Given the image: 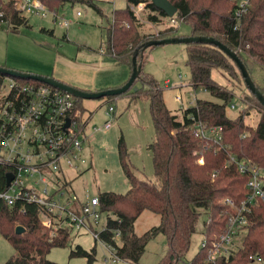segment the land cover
Masks as SVG:
<instances>
[{
  "label": "trees",
  "instance_id": "obj_1",
  "mask_svg": "<svg viewBox=\"0 0 264 264\" xmlns=\"http://www.w3.org/2000/svg\"><path fill=\"white\" fill-rule=\"evenodd\" d=\"M39 1L56 15L66 4L80 2L94 8L101 18L105 16L103 9L89 0ZM150 1L126 0V8L114 10L113 21L105 27L107 41L98 53L112 57L118 65L128 67L131 77L133 57L140 50L137 63L143 65V70L133 87L120 96H128L131 104L138 101L149 104L155 138L148 146V151L152 156L156 181H146L136 175L126 141L121 135L119 157L130 189L122 195L107 192L98 196L102 212L113 217L108 214L107 229L102 232V239L116 249L123 262L140 264L148 244L158 235H163L167 239L168 249L158 264H213L207 260L208 252L203 247L191 260L186 258L192 237L197 232L203 210L209 215V221L205 223V240L209 248L214 247L228 231L231 216L247 200L250 176L242 174L237 163L248 161L264 169V106L250 92L244 102L262 113L257 126L246 123L244 109L239 111L237 118L231 119L227 107L232 104L236 94L228 86L219 84L212 77V71L216 69L224 74L234 72L236 68L241 77L240 70L219 48L194 42L186 45L191 87L194 91L202 89L211 93L221 103L197 100L195 106L183 108L181 116L170 110L157 80L144 71L153 47L145 52L142 48L151 40L187 36L178 34V27L171 25L165 12ZM169 2L178 10L172 19L189 24L191 36L213 37L221 41L241 58L250 77L256 65L264 70V0H251L248 13L239 21L235 15L240 0ZM226 4L230 5L227 9ZM139 6H145L142 15L146 22L136 12ZM0 14V27L28 25V19L14 8L13 0H0ZM147 23L162 28L147 30ZM0 67L8 69L1 64ZM6 78L12 77L0 72V93ZM15 79L21 83H44L32 79ZM252 79L264 94L263 88L254 77ZM120 96L105 99L107 103L114 104V100ZM82 100L78 98V108L85 114ZM239 101L244 103L242 99ZM197 123L208 128H221L222 140L214 136L204 138L196 135ZM10 170L9 166L0 164V193L7 189V174ZM229 200L233 204H228ZM255 207L243 247L229 257L220 258L216 264H253L251 256L264 260V204ZM146 211L160 216V223L138 236L135 225L139 216ZM18 226L23 227L24 232L16 234ZM118 233L121 235L119 241L116 240ZM0 236L16 251V255L5 264H57L48 258L52 249L69 248L72 243L68 227L44 226L40 206L23 200H17L14 206L0 200ZM70 249V259L83 258L86 264L96 261V246L91 251L80 245Z\"/></svg>",
  "mask_w": 264,
  "mask_h": 264
},
{
  "label": "rangeland",
  "instance_id": "obj_2",
  "mask_svg": "<svg viewBox=\"0 0 264 264\" xmlns=\"http://www.w3.org/2000/svg\"><path fill=\"white\" fill-rule=\"evenodd\" d=\"M89 1L99 5L105 16L101 18L94 8L88 4L77 2L72 5L68 3L60 9L57 22L52 15L41 18L27 13L23 15L28 19L27 26L0 27V64L11 70L47 76L45 72L42 73L38 70L46 68L51 71L58 57L73 60L79 51H85L88 48L99 52L103 43L107 41L105 27L113 21L112 12L124 9L127 5L126 0ZM228 5L226 4L225 9L228 8ZM144 8L145 6H140L136 8V12L146 22L142 15ZM78 13L82 14L81 18L78 17ZM64 20L71 22L69 27L61 26L60 22ZM171 25L173 24L171 23ZM174 26L178 27V34L187 37L192 35L189 24L176 21ZM145 28L155 31L161 29L162 26L157 27L147 23ZM145 65L144 71L157 80L168 108L175 114L181 116L182 109L195 106L197 100L221 103V100L211 93L202 89L194 91L191 87V70L187 64L185 44L153 47L149 61ZM212 77L219 84L228 86L234 91L236 98L232 104L236 106H240L239 100L242 99L244 102V98L250 93L236 68H234V72L230 71L224 74L214 69ZM252 77L264 91V70L256 65L253 68ZM168 81H170L169 86L166 85ZM3 94L4 91L0 95V100ZM178 97H181L179 102L175 101ZM114 102V105H117L116 116L108 117L105 113L106 99L82 100V105L86 110L84 120L88 123L86 134L89 139L85 140L82 136V142H84L82 159L75 170L68 169L66 171L68 182H70V186H68L70 195H76L81 200L92 199L107 192L122 195L129 191L130 187L119 157L118 147L121 135L126 141L128 155L136 175L146 181H156L152 156L148 151V146L155 138V126L148 103L138 101L131 104L128 96H120ZM227 108L231 119L238 117V109L231 108V104ZM244 110L246 123L256 127L262 115L260 110L251 107L249 103H245ZM114 117L111 129L93 133L94 126H102L107 119H114ZM208 221L209 215L201 210V217L196 227L197 232L192 237L191 248L186 256L188 260L195 257L203 246L205 223ZM159 223L160 216L147 211L143 212L135 225V232L138 236L143 235L154 226H158ZM246 233L247 231L236 237L233 244L235 250L243 246L242 242ZM95 242L88 233L77 234L74 232L70 247L74 248L80 245L91 251L96 246L97 257L94 264H107L106 261L111 258V252L101 244L97 243L96 245ZM70 247L54 248L48 258L57 264H86L83 258L70 259ZM167 249L166 237L158 235L148 244L140 264H158ZM15 255L16 251L12 245L3 236H0V264H5ZM117 264L132 263L122 261Z\"/></svg>",
  "mask_w": 264,
  "mask_h": 264
},
{
  "label": "built area",
  "instance_id": "obj_3",
  "mask_svg": "<svg viewBox=\"0 0 264 264\" xmlns=\"http://www.w3.org/2000/svg\"><path fill=\"white\" fill-rule=\"evenodd\" d=\"M250 4L251 0L238 2L235 15L238 21L248 13ZM13 5L20 14L28 13L41 18L50 14L55 22L58 21V15L39 0H13ZM81 15L78 13L79 17ZM168 19L176 25V19ZM60 23L63 27L71 24L65 20ZM166 85L169 86L170 82ZM3 91L0 100V164L11 168L8 174L13 175L14 179L6 191L0 193V200L9 206H14L17 200L40 206L44 226L68 227L71 234L88 233L96 243L111 252L107 264L122 262L116 249L102 239V232L107 229L109 213L102 212L98 197L81 200L76 195H70L68 188L70 182L66 171L75 170L82 159V136L85 140L89 139L86 134L88 123L84 120L85 114L78 108V98L47 83H21L15 78H7V84L5 79L1 93ZM175 101H181V97ZM240 104H231V108L242 111L245 104ZM105 113L108 117L116 116L115 105L107 103ZM114 120L115 117L107 119L102 126H94L93 133L111 129ZM197 124L196 135L204 138L214 136L219 141L222 140L221 128ZM237 165L242 174L250 176L247 182L249 194L247 200L231 216L228 231L215 246L209 248L205 239L202 242V247L208 252L207 260L213 264L243 247L235 250L234 241L241 233L247 231L246 235L248 234L255 206L264 204V169L248 161H239ZM227 203L233 204V201L229 200ZM120 238L118 233L116 240L119 241ZM250 259L253 264H264L262 258L251 256Z\"/></svg>",
  "mask_w": 264,
  "mask_h": 264
},
{
  "label": "water",
  "instance_id": "obj_4",
  "mask_svg": "<svg viewBox=\"0 0 264 264\" xmlns=\"http://www.w3.org/2000/svg\"><path fill=\"white\" fill-rule=\"evenodd\" d=\"M152 4H154L159 10L162 12L164 11L166 16L168 18H173L178 13L177 8L169 2V0H151ZM200 43L205 45H214L215 47L219 48L224 54H226L237 66V68L240 70L241 77L244 78V82L247 86V89L249 92H251L260 102L262 106H264V94L258 89L257 85L253 81L252 77H250V74L247 70L246 65L244 62H242L241 58L233 52V50L229 47H227L225 44H223L221 41L213 38V37H202V36H189V37H175V38H164V40H151L148 41V43L143 45V52L147 51L150 47L155 46H164V45H179V44H192V43ZM140 50H137L133 57V73L129 79V81L117 88V89H105L104 91H84L81 89H78L76 87H72L60 80H56L53 77L49 76H40L33 73H24L17 70H11V69H5L0 67V72L3 73L5 76L8 77H15L23 80L32 79L41 83H47L57 89H61L69 94H71L73 97H77L79 99L83 100H89V99H95V100H102L106 97H119L121 94H124L128 92L136 82V79L140 76L143 65L137 63V56L139 54ZM14 176L11 174H8L7 176V186L11 184L13 181ZM24 232V228L21 226H18L16 229V234H20Z\"/></svg>",
  "mask_w": 264,
  "mask_h": 264
},
{
  "label": "crops",
  "instance_id": "obj_5",
  "mask_svg": "<svg viewBox=\"0 0 264 264\" xmlns=\"http://www.w3.org/2000/svg\"><path fill=\"white\" fill-rule=\"evenodd\" d=\"M81 17L82 15L79 18ZM38 71L45 72L47 76L72 87L94 92L117 89L125 85L130 77L128 67L118 65L112 57L102 55L90 48L79 51L73 60L58 57L51 71L46 68ZM115 107L117 109L116 104Z\"/></svg>",
  "mask_w": 264,
  "mask_h": 264
}]
</instances>
